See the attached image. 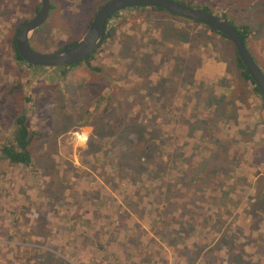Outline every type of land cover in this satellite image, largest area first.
<instances>
[{
  "label": "rangeland",
  "instance_id": "rangeland-1",
  "mask_svg": "<svg viewBox=\"0 0 264 264\" xmlns=\"http://www.w3.org/2000/svg\"><path fill=\"white\" fill-rule=\"evenodd\" d=\"M10 1V14L15 15L14 11L20 14L16 22L24 15L31 17V0ZM105 1L50 0L51 11L45 23L32 34L29 45L36 52L46 53L59 50L68 42L73 30V35L78 34L80 38L84 32L81 28L89 24L92 13ZM175 1L204 7L212 14L223 15L231 23L248 27L250 37L245 47L254 63L264 71V0ZM136 10H122L120 15L126 14L127 18L113 22L122 24L127 33L123 45L114 50L104 45L115 57L120 56L116 58L120 60L117 64L124 67L115 71V78L111 80L112 100L105 101L109 106L104 114L100 112V101H96L94 109L89 111L91 114L85 117L83 111L88 99L108 90L107 78L90 74L85 66H77L62 80L56 68L44 67L24 70L14 78L8 76L9 72L17 70L10 61L8 46L12 29L0 20V148L11 142L14 118L10 115L24 114L29 131L34 133L27 147L32 163L21 172L0 157V264H193L194 258L188 262L180 258L193 256V252H188L177 236H171L172 230L165 231L162 222L166 219H171L167 223L172 226L177 219L189 226L200 224L198 255L206 256L210 264H264V259L262 262L257 259L262 248L260 234L264 238V184L260 183L264 180V167L259 169L258 178L251 165L250 142L244 141L243 151L241 144L235 145L244 156L239 158L241 166L235 172H216L210 177L209 172L216 171L222 163L207 160L190 188H180L174 204L164 211L165 205L156 206L160 208L154 225L152 220L156 216H147V209L153 208L147 207L150 206L147 195L156 196L159 188L168 197L172 193L163 189L161 177L149 172L136 173L146 167L142 151L145 145L149 144V149L153 150L148 163L153 159L156 168L162 164L163 154H167V150L159 148L162 141L168 150L171 146H175V152L183 150L192 164L221 147V142L199 144L196 135L200 125L196 117L202 114L213 122L217 119L218 106L207 110L201 106L209 86L215 90L211 93L213 97L220 94L227 105L225 116L236 113V124L228 122L226 126L222 122L218 141L225 137L233 139L231 133L236 134L247 119L252 122L245 126V131L252 132L251 139L255 142L264 137V125L257 117L250 119L239 102L232 100L241 80L230 47L223 38L164 11ZM189 43L197 44V55H192L189 49L185 51ZM100 63L102 69H111L110 61L102 59ZM172 67L175 71H171ZM15 85L19 86L14 88ZM198 86L201 88L197 90ZM222 88L225 89L220 93ZM26 90L29 94L35 93L28 105L22 104V99L29 96ZM186 90L200 100L195 110L191 103L180 99V92L186 93ZM211 94L208 95L212 97ZM231 104L237 108L235 113ZM250 108L253 109L251 105ZM153 113L162 114L163 121L158 122V127L153 124L158 115ZM240 114L247 116L242 123ZM170 120L175 132L173 137L167 135L169 131L163 134L166 132L163 125L170 126ZM146 123H151L152 127L145 130L151 137L148 141L142 135V126ZM159 132L163 136L157 134ZM156 149L160 154H155ZM223 154V158L228 157ZM153 167L148 164L147 169L151 168L148 171H155ZM174 167L175 164L169 163L165 169L173 177ZM125 174L131 175L132 180L123 181ZM82 204L93 206L82 214V221L86 223L83 236L76 231L81 223L74 224L73 230L64 229L67 219L73 217L74 220L75 211L78 213V206ZM54 205H63L67 213H54ZM250 206L253 215L248 213ZM173 214L177 219H173L176 217ZM148 221H152V226ZM66 223L70 226L72 219ZM133 227L143 232L140 238ZM151 227L155 228L154 234L150 232ZM220 232L227 237L228 246L216 241L221 238ZM127 239L129 244H126ZM131 242H137L138 248ZM96 250L99 255L94 257ZM239 251L243 260L238 262Z\"/></svg>",
  "mask_w": 264,
  "mask_h": 264
},
{
  "label": "trees",
  "instance_id": "trees-1",
  "mask_svg": "<svg viewBox=\"0 0 264 264\" xmlns=\"http://www.w3.org/2000/svg\"><path fill=\"white\" fill-rule=\"evenodd\" d=\"M172 1H174V0H172ZM10 2H11L10 0H0V20L3 21V25H6V23H7V25H9L11 27V29H12L11 32H10L11 36H10V39H9L10 42H9L8 46H9V49L11 51L10 61L15 64V67L17 68V70L14 71L13 73L9 72L8 76H12V78H14L15 76L23 74L24 70L26 71L27 69L30 70L31 68H40V67L30 66V65L24 63L20 59V57L17 55V53H16V51L14 49V38H15V35L17 34V31L19 30L21 25L23 23H25L26 20H28L29 17L27 15H24L23 19H21L19 22H16L18 19H20V14H17L15 11H14L15 15L14 14H10L9 10L11 8L8 9L9 5H11ZM31 3H32V9H31L32 13H31L30 16H32L36 12L37 8L39 7V2L37 0H31ZM195 8L200 9L202 11H205L207 13H210L204 7H199V8L195 7ZM136 9H149L150 11H154V12L162 11V10H159V9L145 8V7L130 8L128 10H136ZM49 11H51V5L49 7ZM120 12L112 15L105 22L104 30H103V32H104L103 33V40H102L100 46L98 47V49L95 52H93L85 60H83L82 62H80L78 64L71 65V66H68V67L54 69V70L59 71L58 74L61 75L60 76L61 80L63 78L68 77L70 75V71H72L77 66H79V67L80 66H82V67L85 66V67H87L88 72L90 74L93 73V74H98V75H104L107 78V83L106 82L105 83L108 85V90L105 89V91H104L105 93L103 92L104 94H102V93L101 94H97L95 96H91L88 99L86 107H85V109L83 111L84 117L91 114V112H89V111L91 109H94V107H95L94 105H95L96 101H100V103H101L102 108H100V112L102 114L105 113L107 107L109 106L108 104H104L105 101L109 102L110 100H112L110 93L113 92L114 86H111V80H112V78H115V75H116L115 71H117L118 69L121 70L122 68H124L123 66L119 65L120 63L117 64V62L120 61L119 59H116L118 57L120 58L119 55H117L118 57L117 56L115 57V54H113V53L109 52L108 50L104 49V45H106V44H108L109 48L111 47L112 50H114V48H117V46L123 45V42H124L123 40L125 38L124 35H126L127 33H125L123 31L124 28H123L122 24H120V23H115L114 24L113 23L114 20H124L125 18H127L126 14L120 15ZM133 13H135V12H133ZM210 14H212V13H210ZM93 15H94V12L92 13L91 18H92ZM169 15H171V14H169ZM213 15H215V14H213ZM216 16L221 17L222 19L227 21L223 15H216ZM15 17H17V18H15ZM69 18H70V15H69ZM67 19H65V20H67ZM185 21H187V20H185ZM108 22H110V24ZM187 22H192V21H187ZM227 22L235 29V31L237 32L240 40L243 43V46L245 47V42L250 37L249 36L250 33H249L248 27H246L243 24H234V23H231L229 21H227ZM192 23L197 24L195 22H192ZM87 26H88V24L85 25L84 28H81V31L85 30V28ZM208 30H210V29H208ZM116 32H117V35H116ZM212 32H214V31H212ZM214 33L219 35L221 38H223L228 43V45L230 47V50H231V56L233 57L234 66L237 69V76L241 80V86L234 93V95L232 97V100L234 102H237V103L239 102L238 103V104H240L239 106L246 110L247 116L250 119L254 120L253 118L257 117L258 120H259V123L264 125V105L262 103V100L260 98V95H259L257 89L253 86L251 80L247 77L244 69L242 68L240 62L237 59V56L235 55V52H234L233 47L230 44V42L223 35H221V34H219L217 32H214ZM133 38L136 39L135 36ZM72 40H74V41L63 44V46L60 47V49H64V48H68V47L72 46L73 44L76 43L75 40H77V38L74 37ZM187 47L188 48H186L185 51L188 52L190 50L192 55H197V52H198L199 48H196L197 47L196 43L195 44L194 43H191V44L189 43V44H187ZM119 53L122 54L120 52V49H119ZM102 59L105 60V61H108V62L110 61L111 69H107V68L106 69H102V66H101L102 62L100 63V60H102ZM175 60H177V59L176 58L173 59L174 63H175ZM181 61L184 62V59H181ZM139 63H141V62H139ZM179 65H180V62L179 63L177 62L176 66L178 67V69H181V72H182L183 69ZM181 66H183V63L181 64ZM141 67H143L142 64H140L139 69H141ZM258 68L264 74V71L259 66H258ZM191 70H194V69H191ZM171 71H175L173 69V67H172ZM152 72H154V71H152ZM182 81L183 80L181 78V82ZM35 85L39 86V84H37V83H35ZM139 85H142V84H139ZM18 86L19 85H15L14 88H17ZM217 87L218 86H216L215 88H217ZM199 88H201V87L198 86L197 90ZM224 89L225 88H222L220 90V93H223L222 91ZM27 90L25 92H27ZM207 90H209L208 94L214 93V91H215L214 88H212L210 86L208 87ZM9 92H11V90ZM200 92H202V91H200ZM204 92L207 93L206 89L204 90ZM27 94H29V93L27 92ZM208 94L206 96V99L202 100V102H201L202 109L203 110H207V109H210V108H215V106H218L219 111L216 112L217 119H214V122H213L212 120L206 118L202 114H201V116L196 117L195 121H197L200 124L199 127L196 129V135L198 137V143L202 144V145L211 144V143L216 144V143H220L221 142V147L216 149L217 151H213L212 150V151L208 152L207 156L204 159H201L200 162L192 164L191 160H190V157L188 155L186 156L185 152H183V150H180L179 153L175 152V146H171L170 150H168L166 148V146H165V143H163L164 141H162V143L160 144L159 148H160V150L162 149L161 151L167 150V154L166 153H165L166 155L163 154L164 159H162L160 161V162H162V164H160L159 168H156L157 165L154 166L155 165V161L153 159L148 163L149 154L152 153V155H153V150L149 149V144L145 145L142 148L143 154L145 155V159H146V161H145V166L146 167H145L144 170L137 171L136 173H140V174L142 173V175H146L149 172L151 174H155L157 177H161V180H160L161 183L160 184L163 187V189L165 191H168V192L172 193L171 196L168 197V194H165L159 188V189H157V195L155 194L156 196H154V195H151V196L147 195L146 196V197H149L148 201L150 203V206H147V207H153L152 209L148 208L147 211H149V212L147 213V211H146V214H147V216L151 215V214L153 215V217L156 216V219L152 220L153 222L151 221L152 225H154L155 222L158 220L157 211H159L160 207L156 208V206L157 205H159V206L165 205V207L163 209V211H164V210L167 209L168 205L174 204V200L177 201V198L180 195V188L181 187L190 188L192 182L195 181V179L197 178L196 173L200 172V171H203L202 170L203 169V165L205 164V162L207 160H212V163H217V164L218 163H222L220 165V167L217 168L216 171L209 172V174H210L209 176L210 177L212 175H214L216 172L220 173V174L233 173V172H235V170L238 167L241 166V164L239 162V158L241 157V159H243V157H244L241 154H242V151L245 148V142H250V145H251L250 154H251V158H252L251 165L253 167H255L258 163H261L264 160V137L257 138L255 140V142L251 139L252 132H249V131L246 132L245 131V126H247L252 121L246 119L245 120V122H247L246 125H245V123L243 124L241 122V120L243 118L247 117L244 114H240V122L242 123V125L239 127L240 130L238 132H235L236 134L231 133V136L233 137V139L225 137V138L219 139V141L217 140V135L220 133V126L223 123H226V126H229V124H227L228 122L231 125L236 124V115H235L236 113L235 112H236L237 108H235L231 104L230 108L234 109V113L235 114H233L232 116H231V114H227V116H225V110L227 109V105H225L223 103V101L221 100V95L219 94V89L216 92V95L219 94L218 95L219 97H217V98L213 97V94H211L212 97H210ZM180 95H181L180 99L183 100L184 102H186V103L187 102H189V103L194 102L193 103V110L196 109L195 106H196L197 102H198V104L200 103V100L197 99L196 94L193 93V96H192L190 94V92H188V90H186V93H181L180 92ZM190 95L192 97H190ZM177 96H178V93H177ZM34 97H35V93H34V91H32V94L30 93L29 96L24 97L22 99V104H25V105L30 104V102H29L30 98L33 99ZM223 98L225 100V94H224ZM66 104L68 105V103H66ZM250 105L253 107V109L250 108ZM221 109H224V110H221ZM160 111H161V109H160ZM239 111H241V110H238V112ZM153 114L154 115H158L157 117H155L156 119H155V121L153 123L156 126L158 124V122H162L163 121L162 117H160L162 114H160V115L157 114V113H153ZM163 115H164V113H163ZM10 116L12 118H14V123H13L14 131H13V133H10L9 141H11V142L2 145V147L0 148V157L3 160H6L9 163L13 164L15 166L14 168H17V172H21L23 167H28L32 163V159H31L30 154H29V152L27 150V147L30 145V143H31L30 141H31V139H33L31 137L34 135V133L33 132L31 133L29 131L28 126L26 125V116L24 114L20 113L17 116H12V115H10ZM168 118L170 119V117H168ZM133 119H134V117L131 118V120H133ZM91 120H92V118H91ZM171 120L173 121V117H171ZM171 120L169 122L170 126H168V123L163 125V131L166 130V132H163V134L164 133H168V131H169V133L167 135L173 137L175 132H174V128L172 126V121ZM237 121H239V119H237ZM150 125H151V123H146V124H144L142 126L143 127L142 135L144 136V140H146V141H148L151 138L150 136L147 135V133L145 131V130H148V129L152 128ZM156 127H158V126H156ZM186 127H187V125H186ZM157 134L163 136L160 132L157 133ZM169 141L172 142V139L169 138ZM238 144L242 145V148H241L242 151L238 150L237 148H235V145H238ZM146 146H147V148H146ZM148 151H149V153H148ZM222 153H225V155H227L228 157L225 156V158H223L222 156H224V154L222 155ZM155 154H160L157 149H156ZM178 156L180 157V159L178 158ZM233 156H234V158H233ZM169 163L171 165H173V164L178 165L177 167H180V169L182 168L184 172H181L179 169H177V167H174L175 170H174V177H173L169 172L165 171L166 165H168ZM242 163H244V162H242ZM148 164L151 166V168L154 166L153 168L155 169V171H152V172L148 171V169H151V168L147 169ZM36 172H35V174H37ZM128 173L131 174V173H134V172H128ZM131 178H132L131 175L125 174L123 176V179H124L123 181H125L126 179L127 180H132ZM263 179H264V177H263ZM188 182H190V184ZM260 183L264 184V180H261ZM258 188H259L258 190H261V187H258ZM24 192L25 191H23V193ZM263 193H264V188H263ZM25 194H28V192H25ZM184 196L185 195H182L181 197H184ZM50 205H52V204H50ZM92 207L93 206L86 205V204H82V205L78 206V213H77V211H75V213L77 214V215L74 216L75 219L73 220V217H69L66 222H68V220L72 219V223L70 224V226H67V223L65 222L64 229L71 230V228H72V226L74 224L81 223V225L76 230L77 233L81 235L82 231H84V229H85L84 227L86 225V223L82 221V214L84 212L88 211L89 209H92ZM253 208H255V205H253ZM54 209H55L54 213H60V214H63V213L66 214L67 213L66 209H65V207L63 205H54ZM248 211H249L248 212L249 214L253 215L252 210H251V206H250V209ZM165 214L166 213H164V215ZM169 215H171V214H167V216H169ZM173 215L176 216V214H173ZM128 217H129V215H128ZM172 218H173V216H172ZM103 219L105 221H107L105 218H103ZM173 219H177V216L175 218H173ZM167 220L171 221V219H166L165 223L162 222V224L165 225V228H166L165 231L167 232L169 230H172V231H170L171 236H173V237L177 236L178 239H179L180 244L188 252H191V251L193 252V256H191V255H182L180 258L183 259L184 261H187V262L191 258H194L195 261H194V263L192 262L193 264H210L208 262V258L206 256H203V258H202V256L198 255V254H200V250L197 248L198 238L200 237V224L197 223V225L194 224L195 226H189L183 220L177 219V222L175 224L172 223L174 225V226H172L170 222L167 223ZM178 221H180V223H178ZM151 222L148 221L150 226H152ZM87 226H88V224H87ZM133 228H134L135 235H137L138 238H140V235L143 232L135 229V227H133ZM72 230H73V228H72ZM0 231H2V228H0ZM3 231H5V230H3ZM124 231H126V227L124 228ZM128 232L130 233L129 230H128ZM150 232L152 234H154L155 233V228L151 227L150 228ZM219 235L221 236V238H218V240H216V241H218V243L221 242L222 245L228 246L227 237L226 236L224 237L222 232H220ZM237 235H241V234H237ZM82 236H83V234H82ZM222 238L225 239V243H224ZM259 240L261 241L262 248H260L261 251L257 254L258 255L257 259L262 262V259H264V238H262L261 234L259 236ZM188 242H189V244H188ZM150 243H152V242H150ZM126 244H129V239H127ZM131 244L135 247V249L138 248L137 242H131ZM168 246L175 247V245H171V244H169ZM146 247H147V245H146ZM98 255H99V250H96L94 252L93 256L96 257ZM195 255H197V256H195ZM240 256H241V252L239 251L238 254H237V259H238L237 261L238 262L241 261V258L243 260V257L240 258ZM51 257H53V256L51 255Z\"/></svg>",
  "mask_w": 264,
  "mask_h": 264
},
{
  "label": "water",
  "instance_id": "water-1",
  "mask_svg": "<svg viewBox=\"0 0 264 264\" xmlns=\"http://www.w3.org/2000/svg\"><path fill=\"white\" fill-rule=\"evenodd\" d=\"M38 2L39 7L36 12L21 25L14 38V49L17 55L30 66L63 68L78 64L98 49L103 40L104 23L112 15L130 8H153L195 22L223 35L232 45L238 61L257 89L264 105V74L253 62L235 29L221 17L170 0H106L96 9L88 26L75 44L68 48L39 53L30 47L29 42L32 34L45 23L50 1L38 0Z\"/></svg>",
  "mask_w": 264,
  "mask_h": 264
},
{
  "label": "flooded vegetation",
  "instance_id": "flooded-vegetation-1",
  "mask_svg": "<svg viewBox=\"0 0 264 264\" xmlns=\"http://www.w3.org/2000/svg\"><path fill=\"white\" fill-rule=\"evenodd\" d=\"M105 24V23H104ZM73 32H74V30L69 34V35H71L70 37H68V42L67 43H69V42H72V41H74V40H72L74 37H76L77 38V40H78V36L75 34V35H73ZM77 40H75V42L77 41ZM31 47V46H30ZM193 103L194 102H192L191 103V105H193ZM188 104H190L189 102H188ZM199 104H198V102H197V104H196V106H198ZM191 107V106H190ZM178 158L180 159V157L178 156ZM178 165H175V167H177ZM261 167H264V162L262 161L261 163H258L254 168H255V171L257 172V177L258 178H260V176H259V174H258V172H259V169H261ZM177 169H178V167H177ZM260 173V172H259Z\"/></svg>",
  "mask_w": 264,
  "mask_h": 264
},
{
  "label": "clouds",
  "instance_id": "clouds-1",
  "mask_svg": "<svg viewBox=\"0 0 264 264\" xmlns=\"http://www.w3.org/2000/svg\"><path fill=\"white\" fill-rule=\"evenodd\" d=\"M33 15H34V14H33ZM33 15H32V16H33ZM32 16H31V17H32Z\"/></svg>",
  "mask_w": 264,
  "mask_h": 264
},
{
  "label": "bare ground",
  "instance_id": "bare-ground-1",
  "mask_svg": "<svg viewBox=\"0 0 264 264\" xmlns=\"http://www.w3.org/2000/svg\"><path fill=\"white\" fill-rule=\"evenodd\" d=\"M181 4V3H180ZM184 5V4H183Z\"/></svg>",
  "mask_w": 264,
  "mask_h": 264
},
{
  "label": "crops",
  "instance_id": "crops-1",
  "mask_svg": "<svg viewBox=\"0 0 264 264\" xmlns=\"http://www.w3.org/2000/svg\"><path fill=\"white\" fill-rule=\"evenodd\" d=\"M31 181V180H30Z\"/></svg>",
  "mask_w": 264,
  "mask_h": 264
}]
</instances>
